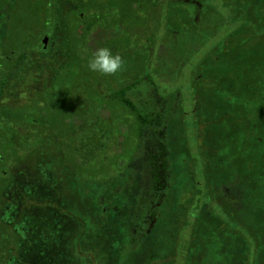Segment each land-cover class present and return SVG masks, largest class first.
<instances>
[{"label": "rangeland", "instance_id": "obj_1", "mask_svg": "<svg viewBox=\"0 0 264 264\" xmlns=\"http://www.w3.org/2000/svg\"><path fill=\"white\" fill-rule=\"evenodd\" d=\"M71 1L0 0V12L3 11V15L11 17V20H7L11 25L8 30L11 33L6 38L11 40L0 45V69L2 70L5 69V65H9V61L11 62L17 57L18 51L24 48L23 42H26L28 48L34 44L30 40L36 33L43 32V34L49 35L54 31L55 12L56 9L58 10V5L64 11L62 15L68 17L69 27L72 31L76 28L74 23L76 12L88 13L85 22H81L79 28L77 27L79 31L92 23H86L89 20V13L95 16L93 27L98 30L97 40L100 41L101 46H107L113 53H119L125 61L124 69L115 75H102L90 71L86 68L85 62L88 63V58L91 59L92 54L88 51L89 45L85 44V34L83 35L81 32L78 37H73L75 34H72L73 40L67 41L70 51L66 54L67 56L65 55L66 61L68 59L66 64L61 66V63H57L53 66L56 63L55 59H48L49 66H45L44 70L40 72L33 70V73L27 74L33 77L32 90H30L32 98L30 100L31 94L28 91L22 92L20 101L23 102H15L16 104H13V110H11L15 113L14 117L16 118L21 114L25 115L19 119H22L20 121H23L24 124H29V127L22 128L20 133L15 132L14 138L13 134L11 135V128L10 132L4 131L1 134L4 139H0V157L6 156L5 148L12 147L15 150L20 147V139L23 140L21 145L24 147L23 150L31 148L35 141L40 139L33 129L35 122L41 125L45 121L46 124L44 123L43 126L46 125L50 128L51 125H55L54 128L58 131L63 158V161L56 167L51 164L46 169V173H39L37 167L41 164V160L43 158L51 159L56 150L52 149L50 154H47L50 150L45 151L47 153L44 152V157L40 156L39 158L36 156L38 152L34 150L23 163H18V169L11 174V176L14 175L13 181L16 185L29 189L30 202L33 203L30 214L42 215L53 204H68L75 209L79 198L87 196L83 185L95 179L99 171L106 176L111 174L116 176L119 168L114 167L113 161L118 159L126 164L133 154L134 160L127 165L123 172H120L121 174L117 175L114 186L107 188L103 185L104 188L98 187L95 192L104 211L108 212L109 209V211L115 212L120 203L124 201L127 204L129 223H126L129 226L121 228L119 231L112 230L110 233L116 238V240L113 239L116 242H113L112 245L114 248L119 247L121 256H126L131 249L138 246L139 238L146 234L141 243L140 256L132 262L133 264H244L242 249L237 247L233 235H227L232 229L230 220H228L229 223L225 222L224 224L218 222L222 206L214 203L213 196L222 190L225 200L228 199L225 201V205L229 210H233V217H246L250 222H254L259 233H264V160L262 162L258 160V156L264 150L262 145H258V138H260V143L264 142V122L262 126L250 123L253 121L252 115H255V112L264 114L263 30L260 28L259 31H256L255 38L250 39L249 36H245L244 27L240 29L242 25H237L236 21L231 19L234 9L232 6L224 4L228 3V0H201L198 4L195 2L197 0H173L176 2L174 4H167L165 0H159L158 7L155 6L156 9L158 8V16L156 17L155 12L156 18L153 14L151 15V12L147 13L148 20L152 19V22L145 25L142 23L145 22V14L148 11H142L139 14L137 11L131 10V0H127L129 4L127 9L129 10L124 17L127 23L124 24H119L118 19L123 14L120 8L124 9V0ZM249 1L252 3L251 0ZM3 3L4 5L1 6ZM247 3L248 0H241L240 8L248 10ZM255 3L257 9L264 12V0H255ZM230 4L233 5V1H230ZM6 16L5 19H7ZM132 22L136 24L132 25ZM261 22L260 26L263 28L264 16ZM137 24H142V31L137 30L139 33L134 31ZM247 29L253 30L252 27ZM233 30L236 33L229 34ZM106 31L107 33H105ZM226 34L229 35L226 36ZM147 39L151 41V48L155 51L159 50L152 54L154 61H150L151 67L157 62L159 65L150 68L148 72L145 68V74H149L153 83L145 77L144 80L135 83L126 92V96L140 110L148 112L152 117L161 118L166 109H169L168 114H171V117L175 116L181 129L172 136L169 134L171 131L168 126L159 130V128L156 129V125H148L140 137L139 149L136 152L138 140L136 129L134 127H119L118 125L122 122L117 124L112 121L109 127L105 128L104 126V130L109 129L110 131L104 135L112 136L113 142L102 140L106 144L105 149L99 147L95 150L96 144L90 146L91 148L95 146V157L87 162L82 155L87 153L89 150L87 145L90 143H86L87 145L84 146L83 137L87 133L91 135L92 132L97 137L103 136V131L99 132L97 127L95 130L93 125H89L94 120V126L101 124L94 112L95 116L88 115L87 117L91 119H85L82 122L83 107H94L97 110V107L101 108V106L105 108L116 106L112 100L108 99L110 91L117 88L115 79L122 78V81L125 82L128 76L144 73L143 51L147 50ZM218 42H222L223 47L218 46ZM233 43L236 44L234 50L231 49ZM57 47L58 43L54 38L49 50L55 52ZM217 47L219 50L223 48L222 51H216ZM141 55L142 57H140ZM215 59L216 62L213 63ZM206 60L212 62L224 73L226 72L223 80L218 77L209 81L206 78L200 80L197 71H193V69L201 63L204 65ZM56 71L58 73L55 77ZM192 72H195L193 82L196 85L191 82ZM76 83L79 86L77 88L78 95L74 94L77 90L72 92L71 87ZM232 89L233 91H231ZM83 90L86 92H80ZM176 90L178 93L171 95ZM197 92H202L201 96L203 95V97H199ZM90 96L92 97L89 98ZM27 102H29L28 105ZM197 102L203 104L204 108H196ZM200 109L206 114L203 116L197 114L196 112ZM38 111L43 113L42 118L37 115ZM77 112H79V116L74 115ZM72 113L76 116L73 119V124L70 122L71 118L68 117ZM84 118H86L85 115ZM19 119L13 121L19 122ZM166 119L165 116L164 121ZM84 122L89 123L84 126ZM71 125L74 126L75 133L66 137ZM83 126L84 128H82ZM208 128L212 129V136L208 134ZM254 128L256 129L253 130ZM22 134L23 137H21ZM179 136L181 137L179 138ZM254 139H256L255 142ZM70 140L76 143L71 144ZM168 144L172 151L175 149L174 151L180 159L175 173L176 178L172 181V174L168 168L161 170L156 180L154 171H152L153 167H151L152 156L158 157L159 160L166 158L168 160ZM105 155H108V158H105ZM249 159L252 160L250 165ZM260 159L262 158L260 157ZM107 161L110 162L109 166L112 165L111 168L107 166ZM11 164L9 163L6 167L11 168ZM67 166L71 169L72 174L66 169ZM167 166L170 167V163ZM59 171L65 175L63 179H56L62 175ZM4 183L0 181V197L6 193L3 191ZM93 189L95 188L92 187L90 192ZM20 192L22 193L17 194L19 199L22 198L20 195L26 194L21 190ZM173 194L176 196V201L174 200V203L172 202L173 204L168 206L169 209H166L163 199ZM158 199L161 200L157 201ZM112 200L116 201L115 206ZM200 203L207 207L209 213L206 219L200 216L201 223L199 222V226L194 228V224H197L195 217ZM42 205L48 207L43 208ZM87 205L85 204V207ZM75 216L78 219L82 217H78L74 213ZM83 221L88 224V219L84 217L80 223L81 227ZM92 226H90V232L94 231ZM161 227L165 230L166 237H163L160 242L161 232H163ZM217 229L218 231H216ZM197 231L200 233L197 234ZM236 231L248 236L243 229ZM4 234L2 233L1 239L10 242L16 250L18 244L14 234H11L10 237L7 232ZM156 234L158 246L162 247V249L158 247V253L153 248L156 245L153 241L156 239ZM95 235L97 233H91L92 238ZM190 235H193L191 240L197 241L200 235L201 239H198L199 244L196 247L186 251V248L189 247ZM202 235L206 236L208 240H204ZM152 238L153 240H151ZM111 241L110 237L107 244L102 243L100 248H105V245L106 248L110 247ZM179 241L181 245L176 244ZM63 244L66 242L64 241ZM97 246L98 243L95 241L96 250H98ZM172 249L175 251V258L167 262L170 258L168 256L166 258L165 255ZM181 249H185L184 252ZM51 250L48 249L52 257L49 264H57L51 254L56 251ZM100 253L99 257H102L101 249ZM187 253L190 258L183 259ZM147 255L149 258H146ZM156 255L166 262H156ZM94 262L95 264H104L106 259L98 258ZM258 264H264V252L261 254Z\"/></svg>", "mask_w": 264, "mask_h": 264}, {"label": "trees", "instance_id": "obj_2", "mask_svg": "<svg viewBox=\"0 0 264 264\" xmlns=\"http://www.w3.org/2000/svg\"><path fill=\"white\" fill-rule=\"evenodd\" d=\"M230 1H233V5L230 4ZM251 1L252 3H249L250 1L248 0V3L246 4L248 10L244 8L243 9L240 8L241 0H228V3H224L227 6L230 5L233 7L234 11L232 13L231 19L233 21H236L237 25L239 26L242 25L240 29H243L244 27V34L245 36H249L250 39L253 37L255 38L256 34L254 33L256 31H259L260 28L264 32V27L262 28L260 26V23L262 24L261 19H263L264 12H261L260 9H257V7L255 6L256 4L255 0H251ZM158 2L159 0H131L130 6L132 7L131 10L133 9L134 11H137L139 14H141L142 11L143 12L148 11L145 14V20H144L145 22L142 23L145 25V24H148L149 22H152V19L148 20L149 16L147 15V13L151 12V15L153 14L155 17V14H154L155 12L156 17L158 16V8L156 9V7H158L157 6ZM174 2L173 0H165V3L167 4H174ZM195 2H197L198 4L201 2V0H197ZM2 5H4V3L1 4V6ZM128 5L129 4L127 0H124V3H123L124 9L120 8V10L123 11V14L121 17L118 18L120 21L119 24L127 23L126 22L127 20L124 17L128 13V10H129L127 9ZM6 9L9 10V8H6ZM2 12L3 11L0 12V45L1 46L4 43L11 40V39H6L9 37L11 33V31H8L10 30L9 26L11 25L9 24V22H7V20H11V17L10 15H7V16L3 15ZM63 12L64 11H62L60 6L58 5V10L56 9V12H55V15H56L55 24L56 25L54 26V31L49 33L50 38L51 39L55 38L58 43V47L56 49L57 53L56 51L52 52L49 49L44 50L41 47V44L39 45L40 48L37 47L38 42L40 41V37L43 35V32H38L35 34L32 40H30L35 45L32 44V46L27 48L26 42L25 43L23 42L22 44L24 48L18 51L19 53L17 54V57L11 60V62L9 61V65H5L6 67L4 66L5 68L4 70L0 69V124H1L0 125V139H4L1 136V134H3L4 131L10 132V128H11V135L13 134V138H14L16 135L15 132L20 133L22 131V128L27 129L29 127V124H24L23 121H20L22 119H19V118H23V116L25 115L21 114V116L16 118L14 117L15 113L12 112L13 104H16L15 102H21L20 97L22 95V92L24 93L28 91V93L31 94L30 90H32V85H33L32 78L33 77H30L27 74L33 73V70H37L39 72L44 70L45 66L46 67L49 66L48 65L49 63H47L48 59H55L54 61L56 63L53 64V66L56 65L57 63H61V66H63V64H66L68 59L66 61L65 55L68 54L70 51L69 43L67 41L73 40L71 38L72 34H75L73 35V37L74 36L78 37V35L81 32L83 33V35L85 34V38H86L85 44L89 45L88 51L90 54H92L98 47L101 46V43L100 41L97 40V36H96V33L98 30L95 27H93V25H95L94 22L96 20L95 16L89 13L90 14V16L88 17L89 20H87L86 23L87 22H92V23L87 25L85 29L81 27L83 31L82 30L79 31L78 30L79 24L81 22L82 23L85 22V20L87 19L88 13L85 14L84 12L82 13L76 12L77 14L75 16V22H74L76 25V28H74V30L72 31L70 30V27H69L70 21L68 20V17L66 15L65 16L62 15ZM5 16L7 19H5ZM244 16H245V19H243ZM18 20L21 21L22 19H18ZM246 22H249V23H246ZM133 23L134 22H132L131 24L132 25L136 24V23L135 24ZM142 24H137V26L134 27V31L136 32L137 30L142 31V28H141ZM249 27H252L253 30L247 29ZM234 30L232 33H229V34L236 33ZM105 33H107V31ZM229 34H226V36H228ZM262 37H264V34ZM96 41L98 43L94 44V42ZM147 41H148L146 42V44L148 45L147 50L145 49L143 51L144 52L143 58L145 59V64L143 66L141 65L144 68V73H138V74L136 73L132 77L128 76L127 79H125L126 80L125 82L122 81L123 80L122 78L115 79L117 88L115 89L113 88L110 91L108 95L109 97L108 99L112 100L116 106L115 107L108 106L106 108L104 106H101V108L97 107V110L94 107H91V108L83 107L84 111L81 112L82 122L85 119H91L90 117H87V116L88 115L95 116L94 113H96L95 117L97 118V120L101 122V124L97 126H94L95 120L91 121L92 124H90L89 122L87 123L84 122L83 125L86 126L89 123V125H93L95 130L97 127V131L98 130L99 132L103 131V136L97 137L92 132L91 135L90 133H87V135L83 137V142L85 143L83 144L84 146L87 145L86 143H90L87 145L89 150L87 151V153L82 155L84 157L83 159L86 160L87 162L92 157H95V153H94L95 146H97L95 150L99 147L104 148V149L106 148V144L102 140H105L106 142L113 140L112 136L104 135V133L110 132L109 129L107 130H104V129L106 128V126L109 127L110 122L112 123V121L116 122L117 124L122 122V124L118 125L119 127L120 126L124 128L134 127L136 129L137 134H138L137 135L138 140H137V145H136V150H135L136 152L139 149L140 137L143 134L145 127H147L148 125H156V129L159 128V130L164 128V126L165 127L168 126L171 132H169V130L167 129V133L169 132V134L172 136L174 133L179 132L181 129L179 125V121L175 119V116L173 117L172 115L171 117V114H168L169 109H166V111L163 113L164 116L161 117L162 119L158 116L152 117L151 114H148V112L146 113L140 110L137 107V105H135L132 102V100L126 96V92L138 81L142 79L144 80L145 77L149 78L148 80L151 81L149 74L148 73L145 74V68H146V71L148 72L150 68H154L157 64L159 65V63L157 62L155 63L154 66L151 67L150 61H154L152 54L158 52L159 50L155 51L153 48H151V43H150L151 41H149V39H147ZM235 45L236 44L234 43L231 44V49L234 50L236 48ZM218 46L223 47L222 42H218ZM115 49L117 48L115 47ZM222 49L219 50L218 48L216 51L220 52L222 51ZM47 56H50V57L48 58ZM140 57H142V55ZM216 59L215 61H213V63L216 62ZM89 60L90 59L88 58V61ZM206 62H209V63H206ZM206 62H204L205 63L204 65L203 63H201L200 65H198L196 68L193 69V71H197V75L198 77H200V80L202 81V78H206L209 81L211 79H216L217 77L220 80H223L224 74L226 72L224 73L223 70L216 68L215 65L209 60H206ZM85 64L87 65L88 63L85 62ZM198 67H199V70H198ZM86 68L88 67L86 66ZM57 73L58 71L55 72V75H54L55 77ZM192 73L193 74H191V82L195 84V82H193V75L195 72H192ZM201 81H200V84H201ZM77 85L78 83H76L75 86H71L72 92H74L75 89L77 90L76 92H74V94L75 93L77 94L79 92V90L77 89L79 86ZM233 89L231 91H233ZM92 91H94L93 88H92ZM80 92L84 93L86 91L83 90ZM174 93H178V91L176 90L172 92L171 95ZM197 93L199 97L201 98L203 97V95L201 96L202 92H197ZM96 94L98 95V91L96 92ZM195 94H196V90H195ZM91 97L92 96H90L89 98ZM199 97H198V100H199ZM29 98L31 100L32 94L29 96ZM29 102H27V105ZM200 107L204 108V105L201 104L200 102H197L196 108H200ZM41 111H38L37 115L42 118L43 113ZM78 113L79 112H77L74 115L79 116ZM196 113L202 116L206 114V112L205 111L202 112L201 109L200 111ZM74 115L73 113L71 115H68V117L72 119V120L70 119V122L72 124H73V119L76 117ZM84 115L86 118H84ZM263 115H264L263 113L259 114L258 112H255V115H252L253 121H251L250 123L255 126L256 124L262 126L264 122ZM165 116L167 117V119L164 121ZM18 119L20 123L18 121H13V120H18ZM254 121L256 123H253ZM11 122L13 123L12 126H11ZM102 122H103V125H102ZM195 122L196 120L194 121V123ZM44 123L46 124V122L43 121V123H41L40 125V124H37V122H35L33 129H34V132L37 134V136L40 137V139L35 141V144L31 148H29L28 150H23L24 147L21 146L23 143V140L20 139L19 141L20 147L16 148L15 150L12 147L5 148L7 151L6 153L7 157L6 156H4V158L0 157V181L5 182L4 183L5 187L3 188V191L6 192V193L4 192L5 195L3 197H0V264H49V261L52 260V257L50 256L48 249H52L51 251H56L54 253L51 252V254L53 255L55 262L57 264H95L94 261H96V259L98 258L99 259L105 258L106 263L104 264H133L132 262L137 260V258H139L140 256L141 243L146 234L139 238L137 242L138 246H136L134 249H131L130 252L126 256H121V254L119 253V247L114 248V246L112 245L113 242H116L115 241L116 238H114V235L111 236L110 233L112 230L119 231V229L129 226L128 224L129 214L126 208L127 204H125L123 201L122 203L119 204L117 211L112 212L111 210L109 211L108 209V212H107L102 209L101 204H100L101 202H99L98 196H95L96 194L95 192L98 187L104 188L107 186L108 188L109 186L111 187L114 186L113 184L116 182V179L118 177L117 175L121 174L120 172H123L126 169L127 165L130 164L134 160L133 154L126 164L118 161V159H115V161H113L114 167L119 168L116 176H114L115 174L106 176L103 174V172L98 170L99 172L95 176V179L86 183V185H83V188H85L84 191L87 194V196L79 198L78 203L75 206L76 207L75 209H73L68 204H58V205L53 204V206L51 205L49 207L47 205H42L43 208L48 207L47 212L49 213L45 212L42 215L41 214L40 215L30 214V210H31V207L33 206V203L30 202L31 200H30L29 189L27 190V187H21V186L16 185L13 181L14 175L11 176V174H13V172L18 169V163L19 162L23 163L26 157H28L32 153V151L34 152V150L38 152V154L34 153V154H37L36 156L38 158L40 156H43L45 151L50 150L48 151L49 153L45 152L47 154H50L52 153V149L56 150V153H54L51 156V159L49 160L44 159L43 158L44 156L41 157L43 159L41 160V164H39L37 167L39 170L38 171L39 173H43V172L46 173V169H48L51 164H53L56 167L58 164H60L63 161V158L61 155L62 154L61 152L62 144L60 142L61 139L59 140L58 138V131L54 128L55 125H51L49 128L46 125L43 126ZM84 126L82 128H84ZM248 126L250 127V125ZM74 129H75L74 126L71 125L70 129L67 131L68 133L66 134V137H70V135H73L75 133ZM255 129L256 128H254L253 130ZM207 130H208V134L212 136L213 135V132H211L212 129L208 128ZM23 136L24 135L22 134L21 137ZM180 137L181 136H179V138ZM256 139H254V142ZM258 139H257V141L259 142L258 145H262L264 149V146H263L264 142L262 141V143H260L261 142L260 138ZM70 141L72 142L71 144L76 143V142H73V140H70ZM116 142H117V139H116ZM93 144H96V145L93 148H91L90 146H92ZM174 150L172 151L170 148V144H168V151H169L168 160L167 158L159 160L158 157L152 156L153 159L151 162L152 163L151 167H153L152 171H154L153 174L155 175L156 180L158 178L159 173H161V170L168 169V168L170 169V174H172V181L175 180L176 178L175 173L177 170V166H179L180 159H179V155ZM104 157L108 158V155H105ZM260 157L262 159H260ZM258 160H260L261 162L264 160V150L261 151V155L258 156ZM251 162L252 160L249 159V165ZM9 163H12L11 168L6 167V165H8ZM169 163L171 165L170 167L167 166L169 165ZM109 164L110 162L107 163V166L111 168L112 165L109 166ZM66 169L68 170V172L71 171V169L68 166ZM41 170L43 171L40 172ZM70 174L72 173L70 172ZM64 176L65 175L62 173V175H60V177H56V179L57 178L63 179ZM11 185L13 186L11 187ZM92 187H94L95 189H93V191L90 192V189H92ZM17 189L18 191H16ZM20 190L26 194L20 195V197L22 198L19 199L17 194L22 193L20 192ZM218 192L219 194L213 196L214 198L213 201L214 203H217L216 205L222 206L220 208L221 217L219 218V221H218L219 224H222V223L224 224L225 222L229 223L228 220H230V223L232 224V229L231 230L229 229V230L232 233L230 234V232H228L227 235L228 236L233 235L235 238V241L237 242V247L242 249L243 251L242 261L244 262V264H258V261H260V256L264 252V241H263L264 233H261V232L259 233L257 228L254 226V222L253 221L250 222L249 220H247L246 217L245 218L244 217L237 218L236 216L233 217L234 215L232 212L233 210L232 209L229 210L228 206L225 205V201H227L228 199L225 200L226 198L225 196H223L222 190H219ZM160 200L161 199H158L157 201H160ZM174 200L176 201V196H174V194L172 196L169 195L165 197V199H163V202H165L166 209H169L168 206H170V204L172 205L174 203ZM85 201H88V202H85ZM115 202L116 201L112 202L114 206L116 205ZM85 204H88L87 207H85ZM132 207L135 208L134 206ZM35 208H38V207H35ZM197 209H198V212L195 217V221L197 224H194V228L195 226H199V222L201 223L200 216H203L204 219H206L207 214L209 213V211H207V207H204V205H202L201 203H200V208L198 207ZM74 213L78 217L79 216H82V217L78 219L76 216L74 217ZM84 217L88 219V224L87 222L83 221V226L81 227L80 223L84 219ZM90 226H92V230L94 231L90 232L91 231ZM162 229L163 228L161 227V230ZM238 229L240 230L243 229V231L248 236L246 235L244 236L240 233H237L236 230ZM162 231L163 232H161V238L159 239L160 242H161V239H163V237H166L164 233L165 230L163 229ZM216 231H218V229ZM4 232H7V234H9V237L11 236V234H14V237H16V243L18 244L16 247V250L12 247V244L10 242L3 241L1 239V237L3 236L2 233L4 234ZM93 232L97 233V235H95L92 238L91 233ZM156 232H159V231H156ZM199 233L200 232L197 231V234ZM192 236L190 235V238H189L190 242L188 243L189 247L186 248V251L193 249L192 247L194 246L196 247V245L199 244V242H197L198 239H201V235H200L197 241H194V240H191L193 238ZM110 237L112 239L110 247L106 248V245H105V248H102V247L100 248V245L102 243L107 244L108 240H110ZM202 237L204 238V240L206 239L208 240L206 236L202 235ZM151 240H153V238ZM64 241L66 242V244H63ZM95 241H97L98 243V246H97L98 250L95 249ZM153 241L156 243V245H154L153 248L156 251V253H158V250H159L158 247L161 249L162 247L158 246L159 243L157 239V234H156V239H154ZM179 243L180 241L176 244H179ZM100 249L102 252V257H99V255L101 254ZM181 250L184 252L185 249H181ZM174 253L175 251L172 249L170 252H168L165 255L166 258L167 256L170 258L169 261L167 262H170L173 260V258H175ZM156 256H155V258L157 259L156 262H161V263L166 262L164 259L161 260L160 257H158L159 255H156ZM146 258H149V256L147 255ZM188 258H190L189 253L183 256V259H188Z\"/></svg>", "mask_w": 264, "mask_h": 264}, {"label": "clouds", "instance_id": "obj_3", "mask_svg": "<svg viewBox=\"0 0 264 264\" xmlns=\"http://www.w3.org/2000/svg\"><path fill=\"white\" fill-rule=\"evenodd\" d=\"M125 61L119 53H113L107 46L98 47L88 61L87 67L90 71L102 75H115L122 71Z\"/></svg>", "mask_w": 264, "mask_h": 264}, {"label": "flooded vegetation", "instance_id": "obj_4", "mask_svg": "<svg viewBox=\"0 0 264 264\" xmlns=\"http://www.w3.org/2000/svg\"><path fill=\"white\" fill-rule=\"evenodd\" d=\"M44 36H47V37H48V39H47V43H46V46H45V47H44V44H43V42H42ZM51 41H52V39L50 38V35H45V34H43V35L40 37V41L38 42V46H37V47L40 48L39 45L41 44V47H42L44 50L49 49L50 46H51Z\"/></svg>", "mask_w": 264, "mask_h": 264}, {"label": "water", "instance_id": "obj_5", "mask_svg": "<svg viewBox=\"0 0 264 264\" xmlns=\"http://www.w3.org/2000/svg\"><path fill=\"white\" fill-rule=\"evenodd\" d=\"M47 39H48V37H47V36H44V37H43V40H42V42H43V44H44V47L46 46Z\"/></svg>", "mask_w": 264, "mask_h": 264}]
</instances>
